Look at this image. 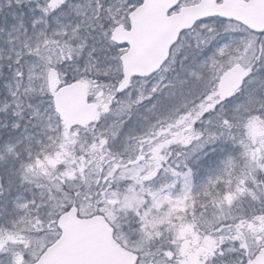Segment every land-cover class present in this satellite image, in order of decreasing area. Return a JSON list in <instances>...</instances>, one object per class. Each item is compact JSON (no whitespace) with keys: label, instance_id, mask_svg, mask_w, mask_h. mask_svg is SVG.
<instances>
[{"label":"snow or ice","instance_id":"snow-or-ice-1","mask_svg":"<svg viewBox=\"0 0 264 264\" xmlns=\"http://www.w3.org/2000/svg\"><path fill=\"white\" fill-rule=\"evenodd\" d=\"M148 3L0 0V14L29 4V12L40 13L25 24L24 13L17 19L12 11L15 23L0 26V41L9 46L0 54V77L5 70L8 76L0 83L14 105L11 127L21 132L14 141L0 138V148L19 162V170L0 173V264H53L69 221L97 218L126 264H186L184 235L167 234L179 225L206 241L187 264L264 261V18L229 15L233 0H207L201 14L159 38L151 65L130 68L135 17ZM200 4L175 0L164 16ZM76 85L85 88L86 105L106 104L88 122L68 119L59 108V93ZM146 102L151 117L134 113L133 105ZM217 145L233 151L220 158L203 191L191 194V206L157 218L171 208L172 193L191 186L189 160L207 158ZM54 147L71 160L52 164ZM15 188L29 195L18 193L9 208Z\"/></svg>","mask_w":264,"mask_h":264},{"label":"water","instance_id":"water-1","mask_svg":"<svg viewBox=\"0 0 264 264\" xmlns=\"http://www.w3.org/2000/svg\"><path fill=\"white\" fill-rule=\"evenodd\" d=\"M175 0H149L147 7L136 14L138 32L136 36L137 52L129 62V67H147L159 55V38L170 33L176 27L188 23L195 15L207 8V0H202L198 7L182 9L180 14L165 17L163 9ZM229 15L241 18H264V0H233L227 9ZM118 38H124L117 32ZM82 85L65 89L58 95L61 113L76 122H88L95 118L97 109L94 105H86ZM69 234L54 250L51 257L53 264H126L124 251L112 240V233L107 223L100 218L88 223H71ZM191 261V260H190ZM264 264V261L261 262Z\"/></svg>","mask_w":264,"mask_h":264},{"label":"rangeland","instance_id":"rangeland-1","mask_svg":"<svg viewBox=\"0 0 264 264\" xmlns=\"http://www.w3.org/2000/svg\"><path fill=\"white\" fill-rule=\"evenodd\" d=\"M47 2L48 0H40V3L43 6H47ZM33 5L29 4L27 7L24 8H14V9H7L5 10L4 14H0V26L4 27L6 30L9 27V25L15 23V21H13L11 19V12L15 11L17 13V19L20 18L19 14L21 12L24 13V22L25 24H28L29 21L33 18L34 15H40V13H32L28 11L29 7H32ZM5 16H7V22H5ZM44 25L42 24L41 27H43ZM8 45L3 43V41H0V48H3V53H0L2 55H7L8 53ZM7 70H5V75L0 77V81L3 80H7L8 76H7ZM135 88H142L141 85L137 84L134 85ZM133 96H135V93H133ZM126 103H131L130 101H126ZM177 101H168L167 104L169 106H172L174 104H176ZM97 105V104H96ZM100 109V111H103L104 108H106V104H104L103 106H99L97 105ZM150 107V103H145V104H141L138 107L133 105V111L134 113L138 112L140 114L143 115H147L150 116L152 115V113L147 112L146 109H148ZM13 106H9V97L7 95V90L3 87L2 83H0V138H3L5 141H14L16 140L20 135L21 132H16L13 131L11 125L13 122ZM25 116L27 115V112L24 113ZM162 115L167 116L168 113L167 112H163ZM134 119H137V117L134 115L133 117ZM7 124V127H5L4 125ZM147 126V124L145 125ZM23 129H21L22 131ZM183 137V132L182 131H177L175 138H182ZM24 148V145H21L19 149H16V151H22ZM223 149V150H222ZM217 150H221L222 153L219 152H215V153H211L212 154V158H214V162H219L220 158L225 156V154L229 151H233L232 149H230L227 145H217ZM15 153H9L8 150L6 148H0V173H4L6 169L8 168H16L17 170H19V162H17L14 158ZM210 155V154H209ZM51 162L52 164H57V163H61L63 160H71V157H67L63 155L62 150L59 147H54L52 149V154H51ZM202 162H208V158H203V159H199L197 160L196 156H193L190 160H189V164L191 165V167L193 168V181L192 184L189 188H183L180 191L174 192L172 193V195L174 197H176L175 200H173V203L171 205V208L168 210H159L156 213H154V215L157 218H165L169 212L170 213H182L183 209L188 206H191V202H190V196L192 193L197 192L198 190H200L201 192L203 191V186H204V181L205 178L208 177L209 175H211L214 171H216V169H212L210 171V168H204L206 166L205 165H201ZM44 164H48L49 163V158L46 157L43 161ZM211 164V163H210ZM212 165V164H211ZM228 166V170L231 169V164L230 162L227 163ZM212 168V167H211ZM241 172L243 171L240 170ZM230 172V171H229ZM243 173V172H242ZM129 175H131V173H128ZM236 179H239V177H236ZM27 187V186H26ZM18 193L23 194L24 196H28L29 192L21 189V188H15L13 190V192L11 193V196L8 197V207L11 208V198L14 197L15 195H17ZM232 193L231 192H227V194H225V196L223 197L225 201H228L231 199ZM188 200V204L186 205L185 201ZM121 216L123 217V213H121ZM131 217H127V219H121V223L127 224L129 221H131ZM165 227H169L167 225V223H165ZM127 234V233H126ZM169 236H173V235H178V234H183L184 235V239L183 242L181 244V250L186 258V264H187V258L190 255H194L196 252V249L202 246V242L204 240L200 239L197 235L193 234L191 229L188 227V225H179L175 232L173 231H169L167 233ZM133 239H135V237H132Z\"/></svg>","mask_w":264,"mask_h":264},{"label":"trees","instance_id":"trees-1","mask_svg":"<svg viewBox=\"0 0 264 264\" xmlns=\"http://www.w3.org/2000/svg\"><path fill=\"white\" fill-rule=\"evenodd\" d=\"M179 139H181V138H179ZM216 152L222 153L221 150H219V151L217 150Z\"/></svg>","mask_w":264,"mask_h":264}]
</instances>
